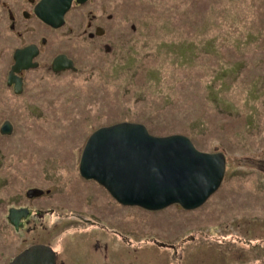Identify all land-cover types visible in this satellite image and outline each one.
Segmentation results:
<instances>
[{
  "label": "rangeland",
  "instance_id": "obj_1",
  "mask_svg": "<svg viewBox=\"0 0 264 264\" xmlns=\"http://www.w3.org/2000/svg\"><path fill=\"white\" fill-rule=\"evenodd\" d=\"M101 1L74 8L67 31ZM113 1L111 40L57 32L78 72H35L20 97L0 80V128L14 126L0 132V264L33 243L57 264H264V0ZM123 120L225 152L224 186L194 210L121 204L80 159L94 130ZM36 187L50 193L33 201ZM20 205L33 211L30 232L9 222Z\"/></svg>",
  "mask_w": 264,
  "mask_h": 264
},
{
  "label": "water",
  "instance_id": "obj_2",
  "mask_svg": "<svg viewBox=\"0 0 264 264\" xmlns=\"http://www.w3.org/2000/svg\"><path fill=\"white\" fill-rule=\"evenodd\" d=\"M71 2L42 0L37 13L43 20L59 26ZM29 49L15 53L16 62L9 74V83H16V93L22 88L15 71L30 66ZM53 68L76 69L66 55L56 57ZM0 131L11 134L12 123L6 120ZM225 170L223 152L199 150L189 136L181 133L154 135L145 124L132 121L96 129L89 136L80 159L84 178L98 181L123 205L149 210H160L173 204H180L186 210L203 206L221 186ZM43 192L40 188L28 190L29 196H39ZM26 211V208L12 207L9 220L18 228ZM8 264H57V255L50 245L38 243Z\"/></svg>",
  "mask_w": 264,
  "mask_h": 264
},
{
  "label": "flooded vegetation",
  "instance_id": "obj_3",
  "mask_svg": "<svg viewBox=\"0 0 264 264\" xmlns=\"http://www.w3.org/2000/svg\"><path fill=\"white\" fill-rule=\"evenodd\" d=\"M52 1H56V0H52ZM92 1L93 0H72L70 8L65 13L64 18L61 21V24L59 26H55L51 22L43 20L38 15L37 8L42 2V0H0V39L3 36L10 37L9 44L5 49L6 52L2 55L0 54V58H5L4 56L9 57V63L7 64L8 67L7 73L5 76L4 75L0 76V80L4 81L5 86L8 89H10L11 92L16 97H20L28 94L29 83L32 81V78L34 80L37 79L36 76H33V73L35 72L43 71V73L46 74L47 76L60 75L66 71L78 72L79 70V67L77 65L78 61L75 58V55L72 51L73 47L70 49L68 48V46L63 48L61 44V39L57 37V32L65 28L67 31V29L70 28V21H69L70 17H68V15L71 14L75 9L86 8ZM105 9L108 10L107 13L104 11ZM113 10H114L113 0H108V1L102 0L101 3H98L96 7L92 9H86V11L82 13L86 20L83 21V17L82 19L80 18L78 22V26L77 27L75 26V29L74 27H72L71 32L67 31L68 33L66 36L67 37L75 36L77 38L76 41H79L80 43L84 41L94 42L98 40H106V41L111 40V38H114L115 36L114 34L115 11ZM127 14L128 15L126 18L127 20L130 21V14L129 13ZM76 17H80V15H77ZM102 19H104V21H102ZM82 23L84 24V27L81 29L80 27ZM129 26L130 27L132 26L130 22H129ZM74 32H76L77 35L74 34ZM68 40H72V38ZM0 48H2L1 45ZM25 48H30L27 53L31 58V61H29L30 66L28 68H21L20 70L15 71V75L17 76L16 79L20 82L22 88L21 92L16 93L15 92L16 83L15 82L9 83V74L13 68V65L16 62L15 60L16 51ZM61 55H66L67 58L71 59L76 69L62 68L60 70H54L53 61L56 57ZM123 121H127V120H123ZM13 132H14V126H13ZM208 152H223V151H208ZM223 153L226 157V170L223 179V186H224V183L227 178L229 160L225 152ZM47 193H50V190L49 192L48 190H46V192H43L39 196H29L27 190L26 195L29 199L35 201V198L42 197ZM18 207H26L28 209L25 212L26 214L21 216L19 220V227L16 228V226L10 220L9 222L16 228L17 231L26 230L27 232H30V229L32 227L31 223L33 219L32 218L33 211L25 205H20ZM41 216H43V213H41ZM26 227L30 229H24ZM89 235L91 236L92 234L90 233ZM34 244L35 243L29 245L28 248ZM24 250L25 248L21 252H23ZM21 252L16 254L14 257L19 255Z\"/></svg>",
  "mask_w": 264,
  "mask_h": 264
},
{
  "label": "bare ground",
  "instance_id": "obj_4",
  "mask_svg": "<svg viewBox=\"0 0 264 264\" xmlns=\"http://www.w3.org/2000/svg\"><path fill=\"white\" fill-rule=\"evenodd\" d=\"M57 1V0H56ZM223 182V181H222ZM220 188V187H219Z\"/></svg>",
  "mask_w": 264,
  "mask_h": 264
}]
</instances>
